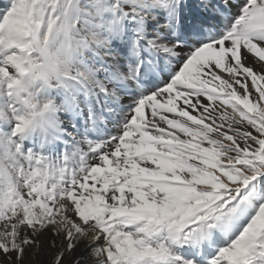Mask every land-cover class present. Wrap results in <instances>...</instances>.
Returning a JSON list of instances; mask_svg holds the SVG:
<instances>
[{"label": "snow or ice", "instance_id": "1", "mask_svg": "<svg viewBox=\"0 0 264 264\" xmlns=\"http://www.w3.org/2000/svg\"><path fill=\"white\" fill-rule=\"evenodd\" d=\"M37 71L48 133L0 120V264H264V0H9L0 107Z\"/></svg>", "mask_w": 264, "mask_h": 264}, {"label": "clouds", "instance_id": "2", "mask_svg": "<svg viewBox=\"0 0 264 264\" xmlns=\"http://www.w3.org/2000/svg\"><path fill=\"white\" fill-rule=\"evenodd\" d=\"M45 84L46 81H42L41 74L37 71L31 77V86L23 88L18 107H9L7 110L0 107V120L15 121L19 117L24 129L30 130L33 137L42 139L48 133L50 106L54 104L53 99L41 94ZM9 140L11 137L0 136V172L4 174L5 179L18 184L17 169L9 158L14 155V149L9 144Z\"/></svg>", "mask_w": 264, "mask_h": 264}, {"label": "bare ground", "instance_id": "3", "mask_svg": "<svg viewBox=\"0 0 264 264\" xmlns=\"http://www.w3.org/2000/svg\"><path fill=\"white\" fill-rule=\"evenodd\" d=\"M95 161H91L90 163H94ZM102 242V241H101ZM93 247L82 248L78 250L76 256L77 259L80 260L81 264H94V257L90 255L93 250ZM33 264H46L47 256L39 251H37L32 257Z\"/></svg>", "mask_w": 264, "mask_h": 264}, {"label": "rangeland", "instance_id": "4", "mask_svg": "<svg viewBox=\"0 0 264 264\" xmlns=\"http://www.w3.org/2000/svg\"><path fill=\"white\" fill-rule=\"evenodd\" d=\"M8 3H9V0H0V13L3 12V10H4L5 7L8 5ZM114 46H115V45H114ZM68 118H69V117H68L67 115H62V119H63V120L67 121ZM69 130H70V129H69ZM29 146H32V145H29ZM33 147H35V146H33ZM63 150H64V146H63V144H59V145H57L56 152L54 153V155H59L60 153L63 152ZM85 150H87V149H86V146H85ZM101 243H102V242H101Z\"/></svg>", "mask_w": 264, "mask_h": 264}]
</instances>
